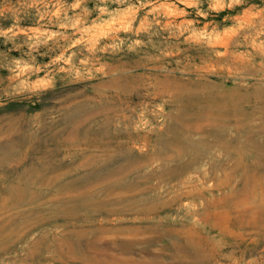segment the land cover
Instances as JSON below:
<instances>
[{
    "label": "rangeland",
    "instance_id": "374dc122",
    "mask_svg": "<svg viewBox=\"0 0 264 264\" xmlns=\"http://www.w3.org/2000/svg\"><path fill=\"white\" fill-rule=\"evenodd\" d=\"M0 155V264H264V0H0Z\"/></svg>",
    "mask_w": 264,
    "mask_h": 264
},
{
    "label": "bare ground",
    "instance_id": "6f19581e",
    "mask_svg": "<svg viewBox=\"0 0 264 264\" xmlns=\"http://www.w3.org/2000/svg\"><path fill=\"white\" fill-rule=\"evenodd\" d=\"M1 156V155H0ZM22 183V182H21ZM31 184V183H30ZM9 190V189H8ZM14 192V191H13ZM78 200V199H77ZM12 203V202H11Z\"/></svg>",
    "mask_w": 264,
    "mask_h": 264
}]
</instances>
